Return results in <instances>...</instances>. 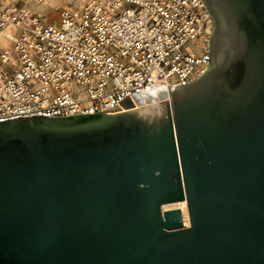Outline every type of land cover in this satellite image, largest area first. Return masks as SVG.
Instances as JSON below:
<instances>
[{
    "label": "water",
    "instance_id": "1",
    "mask_svg": "<svg viewBox=\"0 0 264 264\" xmlns=\"http://www.w3.org/2000/svg\"><path fill=\"white\" fill-rule=\"evenodd\" d=\"M201 2L194 81L0 121V264H264V0Z\"/></svg>",
    "mask_w": 264,
    "mask_h": 264
},
{
    "label": "built area",
    "instance_id": "2",
    "mask_svg": "<svg viewBox=\"0 0 264 264\" xmlns=\"http://www.w3.org/2000/svg\"><path fill=\"white\" fill-rule=\"evenodd\" d=\"M41 1L0 0L10 43L0 45V121L105 111L207 66L212 19L201 0H83L54 18L34 10Z\"/></svg>",
    "mask_w": 264,
    "mask_h": 264
},
{
    "label": "rangeland",
    "instance_id": "3",
    "mask_svg": "<svg viewBox=\"0 0 264 264\" xmlns=\"http://www.w3.org/2000/svg\"><path fill=\"white\" fill-rule=\"evenodd\" d=\"M81 3L78 0H42L37 4H33V8L37 12L45 13L54 18L57 10L61 7L79 6Z\"/></svg>",
    "mask_w": 264,
    "mask_h": 264
},
{
    "label": "bare ground",
    "instance_id": "4",
    "mask_svg": "<svg viewBox=\"0 0 264 264\" xmlns=\"http://www.w3.org/2000/svg\"><path fill=\"white\" fill-rule=\"evenodd\" d=\"M78 1H80V3L82 2V0H78ZM14 30H15L14 27H10V28H8L7 32L10 35L11 32H13ZM0 45L4 46V47H8L10 45V43L6 39H4L2 37V35H0ZM175 207H178L181 210L182 220H183L184 224L188 226L189 225V217H188L186 202L184 200L177 201V202H170V203L163 205V208H175Z\"/></svg>",
    "mask_w": 264,
    "mask_h": 264
},
{
    "label": "crops",
    "instance_id": "5",
    "mask_svg": "<svg viewBox=\"0 0 264 264\" xmlns=\"http://www.w3.org/2000/svg\"><path fill=\"white\" fill-rule=\"evenodd\" d=\"M83 1V0H82Z\"/></svg>",
    "mask_w": 264,
    "mask_h": 264
}]
</instances>
